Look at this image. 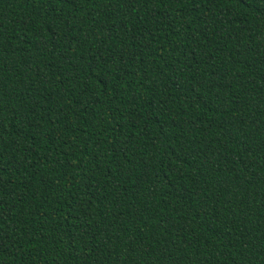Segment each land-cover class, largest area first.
Returning a JSON list of instances; mask_svg holds the SVG:
<instances>
[{
    "label": "trees",
    "instance_id": "obj_1",
    "mask_svg": "<svg viewBox=\"0 0 264 264\" xmlns=\"http://www.w3.org/2000/svg\"><path fill=\"white\" fill-rule=\"evenodd\" d=\"M0 264H264V0H0Z\"/></svg>",
    "mask_w": 264,
    "mask_h": 264
}]
</instances>
